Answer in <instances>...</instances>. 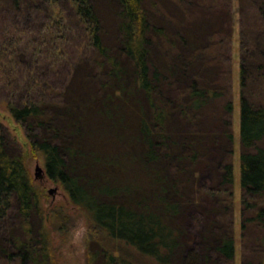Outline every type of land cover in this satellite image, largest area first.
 <instances>
[{"label": "trees", "instance_id": "16d2710c", "mask_svg": "<svg viewBox=\"0 0 264 264\" xmlns=\"http://www.w3.org/2000/svg\"><path fill=\"white\" fill-rule=\"evenodd\" d=\"M217 2L0 0V100L86 215L87 264H234L233 28ZM251 15L239 44L241 264H264V0ZM7 137L0 229L16 221L0 260L56 264L41 191Z\"/></svg>", "mask_w": 264, "mask_h": 264}, {"label": "rangeland", "instance_id": "374dc122", "mask_svg": "<svg viewBox=\"0 0 264 264\" xmlns=\"http://www.w3.org/2000/svg\"><path fill=\"white\" fill-rule=\"evenodd\" d=\"M220 5L224 2L227 4L226 9L231 17H221V23L226 28L227 21L233 28L230 40V59H229V82H231V92L233 97V130L235 134L234 140V236H235V257L234 264H241L242 261V245L240 231V197L241 188L239 184V65H240V32L241 24L245 27H252L255 18L251 15L254 13L255 5L258 0H218ZM227 1V2H226ZM218 3V2H217ZM218 3V4H219ZM244 6L242 7L241 6ZM244 10L242 13L240 9ZM250 10V11H249ZM203 11V10H202ZM246 12V13H245ZM200 9H192L193 19H198ZM209 11H203V15L207 16ZM211 16V14L209 15ZM247 16V17H246ZM230 18V20H228ZM219 19V18H218ZM243 22V23H242ZM4 98L0 95V99ZM0 100V134L8 135L7 139L15 138V141L21 146L27 170L31 176L32 183L41 191V203L43 209L44 226L49 234V249L51 257L54 258L56 264H87L85 244L89 232V224L86 215L70 204L69 199L59 183L50 180L44 173L43 157L31 148L30 141L20 123L14 120L11 114ZM39 165L43 170L42 176L35 175V167ZM209 174H203L200 177L202 184H208ZM53 190L50 192L49 190ZM198 211H189L187 214L188 229L198 238L199 233L204 229V221ZM199 217V218H198ZM34 221L35 218L31 217ZM16 219L9 218L6 221V229H0V240L10 238L9 228L15 225ZM36 221V220H35ZM4 225V224H2ZM1 225V226H2ZM3 227V226H2ZM9 251H14L13 247H9ZM126 251V250H124ZM135 259V256L133 255ZM8 260L3 258L0 264H8ZM11 261V260H10ZM18 264V263H17Z\"/></svg>", "mask_w": 264, "mask_h": 264}, {"label": "water", "instance_id": "95a60500", "mask_svg": "<svg viewBox=\"0 0 264 264\" xmlns=\"http://www.w3.org/2000/svg\"><path fill=\"white\" fill-rule=\"evenodd\" d=\"M35 175L37 176V177H40V176H42L41 174L43 173V170L40 168V166L37 164L36 165V167H35ZM50 192H52L53 190L51 189V190H49Z\"/></svg>", "mask_w": 264, "mask_h": 264}]
</instances>
